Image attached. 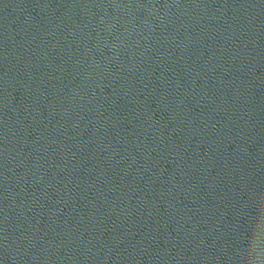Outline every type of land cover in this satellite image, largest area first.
I'll return each mask as SVG.
<instances>
[{
    "label": "water",
    "instance_id": "water-1",
    "mask_svg": "<svg viewBox=\"0 0 264 264\" xmlns=\"http://www.w3.org/2000/svg\"><path fill=\"white\" fill-rule=\"evenodd\" d=\"M0 51L132 119L264 163V0H0Z\"/></svg>",
    "mask_w": 264,
    "mask_h": 264
}]
</instances>
